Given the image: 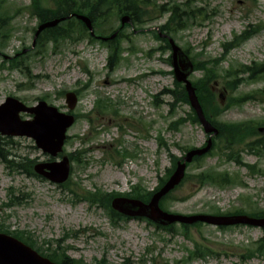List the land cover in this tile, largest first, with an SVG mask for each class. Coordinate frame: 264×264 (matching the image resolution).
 I'll use <instances>...</instances> for the list:
<instances>
[{
  "label": "rangeland",
  "instance_id": "1",
  "mask_svg": "<svg viewBox=\"0 0 264 264\" xmlns=\"http://www.w3.org/2000/svg\"><path fill=\"white\" fill-rule=\"evenodd\" d=\"M151 1L166 6L189 3L195 9H202L206 16L204 21L197 20L191 28L175 36L177 44L182 49H189L192 57L199 56V60L220 58L224 53L223 45L257 31L250 40L229 53L221 70L224 73L233 64L251 67L264 64V0ZM29 3L30 0L8 2L9 8L20 9L16 10L13 38L5 49L0 48V105L10 97L29 107L45 100L62 113L78 116L76 124L68 130L64 155L78 151L76 157L81 163H73V186L64 189L46 180L13 173L0 160V207L8 203L10 189L17 192L20 199V205L0 213L7 229L31 232L37 240V248L45 241L53 244L51 248L61 245L69 250L71 258L84 264H97L105 255L111 264H124L130 258L136 264H142L143 259L146 264H153L151 258H156L157 264H181L196 243L211 248L214 254L207 261L194 260L187 264H264V258L249 261L242 258L245 250L263 236L261 228L237 226L220 230L205 225L189 230L190 238L187 239L179 229L180 225L175 229L178 234L156 229L137 218L117 221L114 225L102 208L82 200L86 192L96 189L126 195L141 186L149 193L154 192L172 168L171 158L165 148H160L159 139L169 144L173 156L181 158L184 150L204 146L208 136L200 125L189 123L179 132L170 130L172 122L190 113L187 104L179 105L173 113L169 96L161 97L163 102L159 107L153 104L155 96L175 88V78L171 74L172 66L167 62L170 52L158 50L162 43L152 33H138L128 38L130 42L123 43V61L110 70L109 51L98 42L66 41L57 49L49 44L43 52L30 50L38 20L24 9ZM112 15L114 17L103 28L115 30L121 26V21ZM167 18L168 15L161 19L153 17L144 27L159 28ZM132 33L131 28L124 30L125 35ZM131 47L135 52H130ZM3 55L10 59L20 55L21 69H10L11 64L4 62ZM201 77L202 72H196L191 80ZM223 84L219 80L213 85L218 96L224 90ZM63 92H80L75 110L68 109ZM240 93H246L247 100L241 106L227 109L220 121L261 122L264 102L257 99L264 98L261 95L264 79L246 83ZM229 95L227 92L222 99L224 106ZM100 100L115 113H98ZM21 119L32 120L33 116L22 114ZM1 138L5 148L19 156L39 163L55 160L38 149L32 139ZM128 153L134 156H127ZM242 156L244 164L258 165L264 170V158L246 152ZM206 170L237 175L245 186L236 182L198 190L193 182H188L174 192L173 196L178 200L165 203L167 211L186 216L217 210L235 212L240 208L251 212L242 199L248 197L255 207L264 210V175L252 176L245 167L228 161L218 152L191 167L188 173L194 175ZM47 247L44 245L45 249Z\"/></svg>",
  "mask_w": 264,
  "mask_h": 264
},
{
  "label": "trees",
  "instance_id": "2",
  "mask_svg": "<svg viewBox=\"0 0 264 264\" xmlns=\"http://www.w3.org/2000/svg\"><path fill=\"white\" fill-rule=\"evenodd\" d=\"M8 2L9 0H0V31L3 40L2 47L5 46L7 39L11 37L14 31L13 21L15 14L8 7ZM26 9L31 16L38 19L39 24L50 20L69 18L74 14L87 15L94 23V27L99 30H101L102 26H104L108 21L111 20V18L114 17L112 13L116 17H120L124 14L130 15L133 25L137 28H141L147 20L156 17L155 13L161 16L164 13L169 12L171 16L169 17L166 24L161 28L162 32H165L169 35H176L181 30L187 29L189 23L195 22L199 15L197 9L187 4H174L169 9H160L158 6L152 5L149 0H30V4L28 7H26ZM106 31L107 30L102 29L101 34H107ZM156 37L158 38L157 35ZM247 38L248 37L237 38V45ZM97 39V37L95 39L91 37L84 24L72 17L71 19H67L65 22L61 23L57 28L44 31L37 40L36 47L39 51H45V47L49 43H53L55 47H58L63 41L79 42L89 40L90 42H96L98 41ZM123 41L124 36L121 35L118 36L114 41L101 42V44L106 45L109 49V66L111 69H113V67H117L122 59ZM162 41L165 44L160 50L164 52L170 50L168 42L166 40ZM233 47L235 46L225 47L226 54L231 51ZM194 61L195 70L203 72V77L194 82V85L197 88V94L207 117L211 119L212 122L220 129L219 139L221 140L220 144L222 147L219 143L216 144L218 152L223 154L227 160L234 161L239 165H242V158L240 154L244 151L257 157L264 158V135L260 136L258 133V127L264 126L263 122L259 124H256L255 122H248L245 124H227L221 123L218 120V117H220L225 110L229 109L231 106L241 105L247 99V97H230L228 100V105L222 107L217 101V96L212 90V84L217 80H222L225 90L231 94H234L244 84L245 81H253L264 76V65L258 64L253 67H245V71L243 73L249 75V78L245 80L243 78H239L237 73H234V70L224 72L223 75H221V60L219 59L202 61L194 58ZM13 63L15 67H18L19 64L16 62V60H13ZM166 93L171 95L174 101V104H170L171 108H175V106L179 103L189 104L185 88L181 84L175 83V89L170 92L167 91ZM157 101L158 100H156V105ZM187 122H191L192 124L198 123L194 113L188 115L187 118L178 119L171 125V128L174 131H179L180 128ZM159 142L161 147H165L169 152L168 145L166 143L162 144L161 140ZM0 157L2 158L8 170L36 177L33 172V166L35 164L34 160L21 157L14 152L5 150L4 148L0 153ZM204 158H196L195 162L200 163L204 160ZM175 164L176 161L173 159L174 167ZM247 167L253 174L262 172V170L256 168L257 166ZM188 179H193L194 184L198 185L199 188L207 185H217L219 187H223L238 181V176L231 177L228 173H218L214 170H210L202 172L196 176H190ZM114 196L115 195L106 194L104 191L99 189L96 192H86L84 199L91 202L92 204H98L99 206L103 207L114 222L115 219H123L122 216L116 214L110 209V202ZM131 196L133 198L147 202L151 198L152 194H145L141 190H135ZM8 197L10 204L5 205V207H12L19 204L20 199L17 193L9 191ZM250 202L251 200L248 199V204L252 203ZM251 209L252 216L264 218V210H260L258 208L253 209V206H251ZM244 212V210H240L234 212V214H243ZM214 214L220 215L221 213L219 210H217V212H214ZM168 230H173V227L169 228ZM1 231H5V225L0 222V232ZM184 232L186 237H188V228H184ZM15 236L32 246L37 243L36 240L35 242L33 241L31 234L18 232L15 234ZM45 243L50 246V243ZM48 250L50 251L45 256L50 258L52 261L63 264H82L67 256L66 250H52L50 248ZM213 254L214 253L211 248L197 243L195 244L194 250L189 252L188 260H206L207 257H211ZM257 255L264 257V235L258 242L253 244L251 248H248L245 251L244 257L252 259ZM153 262L154 264H157L156 261ZM98 264L109 263L106 259H104ZM128 264L133 263L128 262Z\"/></svg>",
  "mask_w": 264,
  "mask_h": 264
},
{
  "label": "water",
  "instance_id": "3",
  "mask_svg": "<svg viewBox=\"0 0 264 264\" xmlns=\"http://www.w3.org/2000/svg\"><path fill=\"white\" fill-rule=\"evenodd\" d=\"M92 31V24L87 17L77 16ZM61 21L56 20L42 25L39 28V34L47 28L56 27ZM123 24L129 23L128 17L122 20ZM115 36H113L114 38ZM173 50L172 64L175 68V76L178 82L184 83L188 93L189 101L195 110L197 117L208 134L217 136L219 131L206 119L203 109L200 106L196 96V90L188 80V76L193 72V65L189 58L176 46L173 40H170ZM67 103L72 110L77 103L75 94L67 95ZM21 113L34 114L35 119L32 122L22 121ZM74 123V118L60 114L56 108L49 107L45 102H41L37 107L27 108L25 105L15 99L9 98L7 102L0 106V134L3 136H26L36 141L37 146L45 153L56 157L63 148L66 139V132ZM212 148V140L204 149H197L189 152L184 158V162L178 163L174 175L164 186V188L154 195L152 201L145 205L139 201L128 199H116L112 202L114 210L121 214L135 217H148L152 221L162 225H170L177 222L186 225H192L203 222L215 226H234L250 225L264 226V220L258 221L247 216L233 217H212V216H175L161 211L159 207L160 200L178 186L185 177V171L188 163L193 161L196 156L207 154ZM38 174L50 179L51 181L62 184L67 181L70 174V163L67 158L61 163L39 164L35 167ZM50 171V172H47ZM0 264H55L48 259L41 257L37 252L22 242L10 236L0 234Z\"/></svg>",
  "mask_w": 264,
  "mask_h": 264
}]
</instances>
